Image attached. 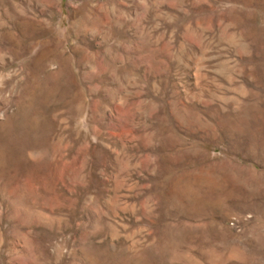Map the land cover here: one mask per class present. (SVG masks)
I'll list each match as a JSON object with an SVG mask.
<instances>
[{"label":"rangeland","instance_id":"374dc122","mask_svg":"<svg viewBox=\"0 0 264 264\" xmlns=\"http://www.w3.org/2000/svg\"><path fill=\"white\" fill-rule=\"evenodd\" d=\"M0 264H264V0H0Z\"/></svg>","mask_w":264,"mask_h":264}]
</instances>
